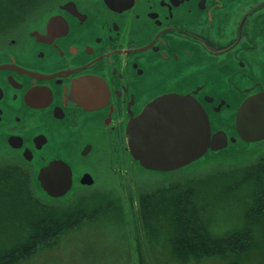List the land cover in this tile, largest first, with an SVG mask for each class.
<instances>
[{"label":"flooded vegetation","instance_id":"obj_1","mask_svg":"<svg viewBox=\"0 0 264 264\" xmlns=\"http://www.w3.org/2000/svg\"><path fill=\"white\" fill-rule=\"evenodd\" d=\"M35 3L0 24V162L34 176L68 163L72 187L52 203L98 191V161L87 159L99 146L104 173L141 167L127 127L160 96H196L213 132L250 144L236 134V115L264 89V0Z\"/></svg>","mask_w":264,"mask_h":264},{"label":"trees","instance_id":"obj_2","mask_svg":"<svg viewBox=\"0 0 264 264\" xmlns=\"http://www.w3.org/2000/svg\"><path fill=\"white\" fill-rule=\"evenodd\" d=\"M33 2L36 4L35 0H16V5ZM222 166L213 167L212 175L201 174L185 183L179 179L163 187L159 184L148 190L140 189L136 213V222L140 225L137 248L140 264H153L146 257L142 239L150 244L158 243L164 228L167 234L163 240L180 264H187L191 259L202 261L217 257L226 259L227 264H245L256 252L262 253L260 259L264 261V157L219 170ZM210 184L216 187L210 189ZM217 185L228 188L219 189ZM38 193L37 180L30 170L13 163L0 164V208L18 212L22 232L19 239L0 247V264L27 262L54 246L67 231L81 223L101 219L109 210L58 206ZM213 196L229 197L243 207L238 224L224 234L215 232L212 225L209 227L207 217L212 207L210 201L215 200ZM190 231L197 235H190Z\"/></svg>","mask_w":264,"mask_h":264},{"label":"rangeland","instance_id":"obj_3","mask_svg":"<svg viewBox=\"0 0 264 264\" xmlns=\"http://www.w3.org/2000/svg\"><path fill=\"white\" fill-rule=\"evenodd\" d=\"M35 1L45 4L50 0ZM20 8H22V5L17 6L16 0H0V16L2 17V19L0 17V24H5V21L8 20H14L16 18L14 15ZM103 149H105L104 145L99 146L100 152L98 151L96 156L91 155L87 159V162L91 158L92 161H98V166H95L97 170H94L98 179V191L90 193V196L82 200L77 199L69 203L52 204L64 207L87 206V208L98 211L104 208L109 209L106 211L105 216L101 219L97 218L79 224L63 234L54 246L41 251L31 260L22 264H140L137 252L139 244L138 226L140 225L136 222L138 220L136 213L139 206L137 196L141 192L140 189L148 190L147 188L157 187L159 184L163 187V184H172L175 183L173 181L179 179L182 183H185L187 180L201 176V174L212 175V168L220 164L223 166L219 170H223L229 168L231 164L264 157V141H259L251 145L233 146L221 153L209 152L200 160L184 167L185 169H179L177 173L168 176L161 172L144 170L139 166L132 170L129 169L131 171L130 176H126V173H124V176H118L115 172L104 173L99 166L102 157L104 155L105 159L107 157ZM4 163L9 162H0V164ZM123 165L125 170L129 168V165L125 163ZM103 166L107 167L106 162L103 163ZM88 167L91 168V166ZM118 173L122 174L120 171ZM129 184L131 187H128ZM214 186L216 187V185L210 184L209 188L212 189ZM217 187L219 189L228 188L221 185H217ZM214 192L216 191L210 193ZM232 193L235 194L233 189ZM38 194L44 200H49L43 193L39 192ZM92 198L93 201H91ZM95 198H98V200H95ZM212 198H215V200L210 201L212 207L207 217L209 227L212 225L215 232L224 234L238 224L240 221L238 218L241 217L240 212L243 207L240 208V204L229 197L213 196ZM20 227L21 220H18L16 210L0 208V247L19 239L22 236ZM166 234L167 229L161 230L162 240L158 243L150 244L142 239V244L149 256L146 255V257L153 264H180L173 259L172 252L164 241ZM190 235L196 236L197 233L190 231ZM261 254L256 252L254 257L249 258L245 264H264V261L260 259ZM187 264H227V260L221 257L202 261L191 259Z\"/></svg>","mask_w":264,"mask_h":264},{"label":"water","instance_id":"obj_4","mask_svg":"<svg viewBox=\"0 0 264 264\" xmlns=\"http://www.w3.org/2000/svg\"><path fill=\"white\" fill-rule=\"evenodd\" d=\"M235 130L246 143L264 140V89L248 96L239 106ZM126 133L128 150L135 161L144 169L165 173L185 169L209 152L221 153L245 145L238 144V139L230 138L224 130L213 132L206 108L193 95L155 98L130 120ZM85 177L91 179L90 175ZM35 178L39 192L52 201L66 197L72 187L73 171L65 161L54 160L43 166Z\"/></svg>","mask_w":264,"mask_h":264}]
</instances>
